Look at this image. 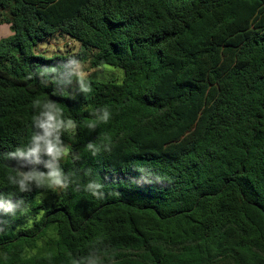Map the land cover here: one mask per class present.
Segmentation results:
<instances>
[{"label": "trees", "instance_id": "1", "mask_svg": "<svg viewBox=\"0 0 264 264\" xmlns=\"http://www.w3.org/2000/svg\"><path fill=\"white\" fill-rule=\"evenodd\" d=\"M0 9L12 30L0 42V197L28 209L0 210V264H264V0ZM55 35L80 44L77 60L122 69V82L37 54ZM49 100L78 125L62 137L70 182L20 192L8 178L33 165L7 153L29 144L35 102ZM105 108L107 123L94 115ZM93 180L102 197L86 190Z\"/></svg>", "mask_w": 264, "mask_h": 264}, {"label": "clouds", "instance_id": "2", "mask_svg": "<svg viewBox=\"0 0 264 264\" xmlns=\"http://www.w3.org/2000/svg\"><path fill=\"white\" fill-rule=\"evenodd\" d=\"M90 90L89 87H82L85 93ZM35 105L39 108L38 113L33 116V126L36 131L33 132L29 144L25 148H16L7 153L9 159L27 162L33 166L28 167L27 170H25L26 165L16 167V176H9L8 179L10 183L18 187L20 192L30 191L33 185L38 189L52 191L66 189L70 182V175L64 172L60 162L70 154V147L64 143L62 137L65 132H75L78 125L71 118L65 119L63 110L54 101L49 100L43 105L40 101H36ZM94 115L104 123H107L110 118L106 108L98 110ZM87 126L90 130H94L96 123H89ZM86 147L94 156L100 151V148L92 142H89ZM104 147L108 150L106 145ZM40 164H43L46 171L35 167ZM102 188L103 185L95 180L86 185V190L97 197L103 196ZM24 203L22 199L14 203L10 197H0V210L5 215L11 214L15 217L18 209L21 214L28 210L27 206L21 207ZM7 223L6 220L0 219V225Z\"/></svg>", "mask_w": 264, "mask_h": 264}, {"label": "rangeland", "instance_id": "3", "mask_svg": "<svg viewBox=\"0 0 264 264\" xmlns=\"http://www.w3.org/2000/svg\"><path fill=\"white\" fill-rule=\"evenodd\" d=\"M4 12L0 9V18ZM12 36V30L7 24H0V42ZM37 54L45 57L63 56L70 59V68L76 76L96 81L115 80L122 82L124 72L120 68L105 66L101 68H93L90 64V58L85 57L77 60V56L81 53V46L77 42L65 35H55L38 44ZM69 87H73L68 85ZM60 190V189H58Z\"/></svg>", "mask_w": 264, "mask_h": 264}]
</instances>
